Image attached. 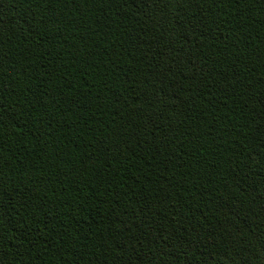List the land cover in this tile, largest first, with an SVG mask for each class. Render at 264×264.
<instances>
[{
    "label": "trees",
    "instance_id": "obj_1",
    "mask_svg": "<svg viewBox=\"0 0 264 264\" xmlns=\"http://www.w3.org/2000/svg\"><path fill=\"white\" fill-rule=\"evenodd\" d=\"M0 264H264V0H0Z\"/></svg>",
    "mask_w": 264,
    "mask_h": 264
}]
</instances>
